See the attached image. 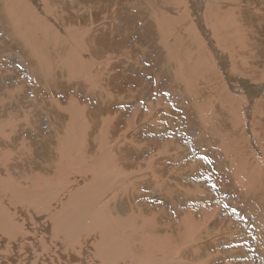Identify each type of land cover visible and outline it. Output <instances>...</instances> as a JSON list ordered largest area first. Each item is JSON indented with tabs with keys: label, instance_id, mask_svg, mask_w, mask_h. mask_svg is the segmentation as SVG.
<instances>
[{
	"label": "bare ground",
	"instance_id": "obj_1",
	"mask_svg": "<svg viewBox=\"0 0 264 264\" xmlns=\"http://www.w3.org/2000/svg\"><path fill=\"white\" fill-rule=\"evenodd\" d=\"M0 24V264H264V0Z\"/></svg>",
	"mask_w": 264,
	"mask_h": 264
},
{
	"label": "rangeland",
	"instance_id": "obj_2",
	"mask_svg": "<svg viewBox=\"0 0 264 264\" xmlns=\"http://www.w3.org/2000/svg\"><path fill=\"white\" fill-rule=\"evenodd\" d=\"M1 25V24H0ZM41 233V232H40ZM41 237L42 239H45V236L43 235V233H41Z\"/></svg>",
	"mask_w": 264,
	"mask_h": 264
}]
</instances>
